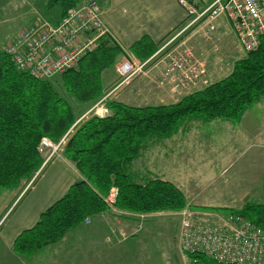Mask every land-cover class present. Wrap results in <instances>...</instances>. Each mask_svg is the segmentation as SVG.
<instances>
[{"label":"trees","instance_id":"obj_1","mask_svg":"<svg viewBox=\"0 0 264 264\" xmlns=\"http://www.w3.org/2000/svg\"><path fill=\"white\" fill-rule=\"evenodd\" d=\"M79 1L49 0L48 7L58 6L64 15ZM190 1L199 5L211 0ZM182 22L161 40L143 34L127 51L143 61L148 59ZM127 51L111 34L99 35L94 48L83 54L77 66L60 75L63 89L80 102L98 101L107 90L103 72ZM263 99L264 35L256 49L234 61L229 74L177 101L134 105L108 98L107 114H89L78 122L81 112L56 89L54 80L19 70L6 48L0 47V189L17 188L40 172L45 164L42 139L58 142L66 133L70 135L64 156L81 175L31 227L17 235L13 250L33 255L92 215L114 213L112 207L134 214L183 210L187 199L182 189L151 172L139 173L133 168L134 160L147 144L188 130L191 122L221 119L236 123ZM113 188L117 196L109 204L106 199ZM204 209L237 213L264 225V202ZM186 255L193 264H224L201 252Z\"/></svg>","mask_w":264,"mask_h":264},{"label":"rangeland","instance_id":"obj_2","mask_svg":"<svg viewBox=\"0 0 264 264\" xmlns=\"http://www.w3.org/2000/svg\"><path fill=\"white\" fill-rule=\"evenodd\" d=\"M174 1L179 5L178 0ZM48 2L49 0H0V47L5 49L7 45L14 42L20 34L34 21L38 20V18L52 26H57L66 13L64 15L61 14L58 6L48 7ZM82 2L83 0H80L76 6L70 7L69 9L77 7ZM98 4L100 6L99 2ZM174 10L173 15L177 16L179 9L177 10L174 8ZM100 11V18L103 23L101 6ZM183 12L186 18V13L184 10ZM104 30L108 31L105 26ZM94 35L96 34H93V36ZM170 35L171 33L169 36ZM166 39L161 45L165 43ZM191 39L192 37H190L189 43L194 46ZM202 39L206 41L205 38L202 37ZM237 46L238 48L235 50L236 54L234 55V59L239 57L240 55H238V53L240 54L243 51L239 44ZM194 49L195 53H197L196 55L198 57L200 56L202 60L205 61L207 67L206 70H208L209 76L214 82L226 75L227 72L224 71H232L234 66V62L232 63L233 58L232 56H230V59L227 58V53L220 44H212L211 42L204 47L199 46L197 48L194 46ZM243 52L244 54L247 53L245 51ZM129 56L139 59L130 51H127L126 54L120 57L116 64H114L117 71L119 62L125 58H129ZM209 57L210 60L214 62L213 65H211L213 73L210 71L208 65ZM227 59H229L230 62ZM114 66L106 71L105 77L107 75L115 76L112 69ZM61 74L62 73L56 72L48 78L54 80L56 89L74 107L76 112H81L77 122L88 117L89 114L102 112L106 107V101L108 98L117 99V96H123L124 93L127 94V90L133 94V90L135 89L130 88V86H125L124 83L119 85L123 78L119 73L121 77H119L117 84L112 88H110L105 81L104 84L107 90L102 98H104L110 91L114 90L118 85L119 87L110 93L102 102H100L102 98L94 103L80 102L72 94L63 89L61 82L59 81ZM162 83V76L159 74L156 81L151 80V83H149L147 87L139 86L135 90V93H143V96H150V94H152L151 92H153V89L151 88L152 86L156 87L158 85L157 87H171L169 84ZM143 88L147 89L144 90ZM150 88L151 90H149ZM171 92L176 95V92L172 90ZM180 95L183 96L182 93H179V96ZM254 110H257L258 116H261L259 114H262L261 118H263L264 113H262V108L255 107ZM216 120L220 121H211L208 123L191 122L189 123L190 127L188 130L177 134L179 136L177 139H172L171 137L150 142L147 144L142 155L136 158L133 162V168L139 173L151 172L158 176L160 175L159 173H162L165 176H173L182 181L185 185V193H187V206L183 210L189 212V218H193L195 211H200L203 215L193 220L207 221L212 224L218 222L219 219L216 217L214 211L204 209L206 206L240 207L248 201L264 202V143H262L263 145L258 150L257 147L254 149L251 147L246 148L245 152L242 153V158H238L239 153L236 148L227 152V149L230 150L232 148H223L228 138H230V136L228 138L226 137V142H222V136L226 133L223 134V132H221V127L227 120ZM227 122L230 123L231 121ZM238 122L231 123L237 126ZM69 135L70 134L66 133L58 142L48 138L52 145L44 147L43 152L45 155V161H49L60 153L64 155L63 150ZM197 137H201L202 139L198 141ZM173 141H180L175 147H178L179 152L183 153L181 158H179L176 151L172 149ZM195 141H198L199 143L193 154L191 148ZM225 162H230V164H224ZM217 174L220 176L215 180L211 179L212 177L215 178ZM34 176L29 181H33ZM3 199H0L2 200L1 202L4 201ZM111 209L117 211L113 207ZM183 210L138 214V217L136 218L138 223L136 227L134 226L135 228L131 227L130 231L129 229L128 231L125 230V228L117 229L120 236L124 238L128 237V234L131 232L135 233L133 234L135 238L127 243V247L117 250V264H193L189 257L180 250L177 243V228L181 220L180 213ZM99 214L92 215L90 218L92 219V217ZM90 218L85 220L84 223L90 224ZM117 218L118 219L112 218V220L121 221V219H123L122 217ZM142 221H148V223L144 224V229ZM89 226L93 229L92 224ZM113 231H115V229H113L112 232ZM105 235L106 234H101L103 238L107 237L108 239V236ZM64 237L55 243L61 242L64 240ZM130 237H132V235ZM36 253L30 256L22 255L13 250V245L12 247H8L0 241V264H40L38 263L39 261H36L34 258ZM16 256L21 260L13 262L12 258H15ZM49 264H53L52 261H49Z\"/></svg>","mask_w":264,"mask_h":264},{"label":"built area","instance_id":"obj_3","mask_svg":"<svg viewBox=\"0 0 264 264\" xmlns=\"http://www.w3.org/2000/svg\"><path fill=\"white\" fill-rule=\"evenodd\" d=\"M178 3L186 13L182 24L148 59L129 56L121 60L118 71L123 78L119 85L154 67L162 76V84H169L177 95L188 94L214 82L205 61L189 43L190 37L199 35L209 40L220 18L232 29L245 52L256 49L264 35V0H211L199 5L178 0ZM100 14L97 0H83L67 11L57 26L38 18L6 46V51L19 70L34 76L48 78L56 72L63 73L77 66L83 54L94 48L97 36L108 32ZM105 113L107 107L96 114ZM51 145L48 138H43L40 149L44 151V147ZM116 196L117 189L113 188L106 201L111 204ZM215 215L219 221L212 224L194 221L183 210L177 235L180 250L185 255L201 252L224 264H264V225L233 212Z\"/></svg>","mask_w":264,"mask_h":264},{"label":"crops","instance_id":"obj_4","mask_svg":"<svg viewBox=\"0 0 264 264\" xmlns=\"http://www.w3.org/2000/svg\"><path fill=\"white\" fill-rule=\"evenodd\" d=\"M98 2L101 6L104 26L108 29L109 34H111L126 51L130 44L143 34H148L155 40H161L167 32H170L173 27L175 28L178 26L185 18L183 9L177 5L174 0H98ZM174 8L177 10L179 9L177 16L173 15L175 11ZM191 41L197 48L199 46L204 47L211 42L212 44H220L226 51L227 58L230 59V56H232V63L244 54L242 51L240 54L238 53L240 56L234 59V55L236 54L235 50L238 48L237 38L232 29L225 25L223 18L217 20V28L212 33V37L209 40L204 41L202 37L194 35ZM229 59L227 60L229 61ZM213 63L214 62L210 60L209 57L208 65L212 73L211 65H213ZM112 69L115 76L107 75L105 77V73L108 69L102 74L103 82L105 83L106 81L110 88L115 86L119 77H121L116 66ZM224 72H227V75L231 70ZM158 73L159 72L152 67L145 75L133 76L128 83H124L125 86H130V88L133 89L135 88L134 90L132 89L133 94L127 90V94L124 93L123 96H117L116 98L134 105L164 104L177 101L181 98V95L173 94L170 88L157 87L158 85L156 87H151L153 92H151L152 94H150V96H143L144 94L140 92L141 95L135 93V90L139 86L147 87L148 84L151 83V80L156 81L157 76H159ZM151 88L149 90H151ZM146 89L147 88L144 90ZM255 107L262 108L263 112H261L264 113V99L258 102L254 107L248 109L237 123V126L226 120V122L224 121L225 123L222 124L221 132H223V134L226 133L223 135L224 138L222 136V142H226V137L228 138L230 136L227 142L225 144L223 143L225 146H223V148H232L230 150L226 148V152L236 148L239 153L238 158L243 155L242 153L245 152L246 148L251 147L254 149L257 147L258 150L263 145L262 143H264V115L263 118H261L262 114L258 116L257 110H254ZM177 137L179 136L176 134L172 139H177ZM197 139L200 141L202 138L197 137ZM198 141L192 144L191 151L193 154L197 149ZM179 142L173 141L172 149L176 151L179 158H181L183 153L179 152L178 147H175ZM224 164H230V162H225ZM159 174L163 179L176 183L187 197L185 185L182 181L173 176L168 177L162 173ZM218 176L220 175L217 174L215 178L212 177L211 179L215 180ZM80 178L81 175L75 166L60 153L45 162L40 172L36 173L34 176L33 181L25 182L14 189H0V199L4 197L3 200L5 201L1 202L2 200H0L1 243L8 247H12L17 235L22 230L31 227L38 220L41 212L63 196L68 188ZM202 215V212L195 211L193 219H197ZM117 217H122L123 219H121V221L112 220V218L118 219ZM137 217L138 214L121 211L96 215L92 217V219L90 218V224L84 223L70 230L64 237V240L43 247L36 253L34 258L36 261H39L38 263L40 264H49V261H52L53 264H117V250L127 247V243L135 238L133 235L135 233L133 232L129 233V236L126 238L121 237L117 229L125 228V230L128 231L129 229L130 231L131 227L137 226ZM145 223H148V221L142 223L143 229ZM91 224L93 229L89 226ZM113 229H115V231L112 232ZM178 230L179 226L177 228V235ZM101 234H106L105 236H108V239L107 237L103 238ZM131 235L132 237H130ZM20 260L21 259L17 256L12 258L13 262Z\"/></svg>","mask_w":264,"mask_h":264}]
</instances>
